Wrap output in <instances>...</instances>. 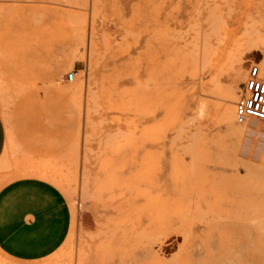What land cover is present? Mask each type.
<instances>
[{"label": "rangeland", "instance_id": "rangeland-1", "mask_svg": "<svg viewBox=\"0 0 264 264\" xmlns=\"http://www.w3.org/2000/svg\"><path fill=\"white\" fill-rule=\"evenodd\" d=\"M263 61L264 0H0V264H264Z\"/></svg>", "mask_w": 264, "mask_h": 264}, {"label": "built area", "instance_id": "built-area-1", "mask_svg": "<svg viewBox=\"0 0 264 264\" xmlns=\"http://www.w3.org/2000/svg\"><path fill=\"white\" fill-rule=\"evenodd\" d=\"M69 80L74 73H69ZM236 119L243 123L250 119L264 122V77L258 65L251 66L244 88L236 103Z\"/></svg>", "mask_w": 264, "mask_h": 264}, {"label": "bare ground", "instance_id": "bare-ground-1", "mask_svg": "<svg viewBox=\"0 0 264 264\" xmlns=\"http://www.w3.org/2000/svg\"><path fill=\"white\" fill-rule=\"evenodd\" d=\"M264 62V61H263ZM262 64V63H261ZM260 74L261 76L264 77V63L261 65L260 67ZM77 89H75L74 91H76ZM226 101L229 102V104H227L228 106L225 108L224 112H225V116L228 120L230 121H234L236 120V110H235V106L234 104H230L231 102V98H229L228 96H226ZM233 100V98H232ZM251 120V119H250ZM249 120L245 121V123H247ZM244 123V122H243ZM245 131V130H244ZM246 132V131H245Z\"/></svg>", "mask_w": 264, "mask_h": 264}, {"label": "crops", "instance_id": "crops-1", "mask_svg": "<svg viewBox=\"0 0 264 264\" xmlns=\"http://www.w3.org/2000/svg\"><path fill=\"white\" fill-rule=\"evenodd\" d=\"M5 144H6V129H5L4 121L0 115V158L4 152Z\"/></svg>", "mask_w": 264, "mask_h": 264}]
</instances>
